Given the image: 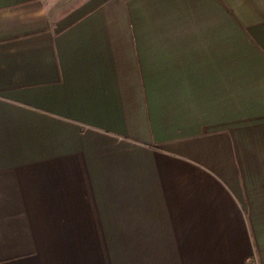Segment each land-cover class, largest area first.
Returning a JSON list of instances; mask_svg holds the SVG:
<instances>
[{
	"label": "crops",
	"instance_id": "obj_1",
	"mask_svg": "<svg viewBox=\"0 0 264 264\" xmlns=\"http://www.w3.org/2000/svg\"><path fill=\"white\" fill-rule=\"evenodd\" d=\"M0 264H264V0H0Z\"/></svg>",
	"mask_w": 264,
	"mask_h": 264
}]
</instances>
